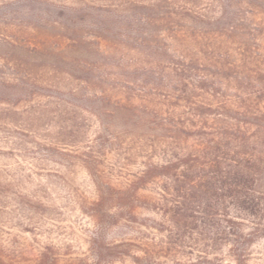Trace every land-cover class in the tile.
Returning a JSON list of instances; mask_svg holds the SVG:
<instances>
[{
    "label": "trees",
    "instance_id": "1",
    "mask_svg": "<svg viewBox=\"0 0 264 264\" xmlns=\"http://www.w3.org/2000/svg\"><path fill=\"white\" fill-rule=\"evenodd\" d=\"M5 148L91 177L84 264H264V0H0ZM2 171L0 210L59 223Z\"/></svg>",
    "mask_w": 264,
    "mask_h": 264
},
{
    "label": "rangeland",
    "instance_id": "2",
    "mask_svg": "<svg viewBox=\"0 0 264 264\" xmlns=\"http://www.w3.org/2000/svg\"><path fill=\"white\" fill-rule=\"evenodd\" d=\"M7 153L6 148L0 150V173L6 170L14 178L23 180L27 194L42 187L47 188V196L51 197L58 209L61 208L60 212L63 214L59 223L56 221L59 215H56L57 217L51 215L49 218H41L39 220L41 225L38 226L25 216L12 213L11 210H0V236L4 239H15L26 245L23 256L27 260L24 264H35L32 260L37 256L38 250L50 242L61 249L59 264H84V261L80 260L90 253L88 241L93 236V226L91 218L75 204V199H94L96 187L91 177L82 168H75L69 172L53 163L34 161L31 156L18 150L13 155ZM56 170L65 174L62 181L53 174L48 175V172L56 173ZM105 170L110 171V169ZM27 176L30 177L28 181H26ZM36 226L42 229L34 230ZM50 230H53L51 234H49ZM121 237L122 233L119 230L106 231L103 234L106 240ZM8 239L4 244L11 248Z\"/></svg>",
    "mask_w": 264,
    "mask_h": 264
}]
</instances>
